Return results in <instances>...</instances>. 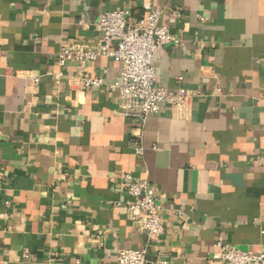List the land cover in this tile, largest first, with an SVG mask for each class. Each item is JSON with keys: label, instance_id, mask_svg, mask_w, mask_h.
Wrapping results in <instances>:
<instances>
[{"label": "crops", "instance_id": "0c3cea01", "mask_svg": "<svg viewBox=\"0 0 264 264\" xmlns=\"http://www.w3.org/2000/svg\"><path fill=\"white\" fill-rule=\"evenodd\" d=\"M159 12L177 41L152 57L155 84L188 96L143 121L123 114L111 55L60 66L97 44L100 14ZM162 206L148 248L215 264L217 242L264 252V0H0V264H114L146 235L123 176Z\"/></svg>", "mask_w": 264, "mask_h": 264}, {"label": "built area", "instance_id": "2783aa9c", "mask_svg": "<svg viewBox=\"0 0 264 264\" xmlns=\"http://www.w3.org/2000/svg\"><path fill=\"white\" fill-rule=\"evenodd\" d=\"M159 12L150 11L144 18L134 20L127 10L113 9L100 14L98 25L102 35L97 44L75 43L62 46L56 59L60 66L75 62L84 72L86 85H101L99 78L85 73L86 65L97 56L111 55L120 64L119 79L110 85L122 99L126 117L143 121L148 115L158 113L163 103L179 106L188 96L170 91L155 84L152 57L157 49L177 41L158 25ZM126 193L130 197L127 210L137 229L146 235V244L140 248L119 249L114 264H177L156 256L148 257V248L161 239L164 227L161 221L162 206L156 199L153 186L145 178L123 176ZM218 249L210 262L215 264H264V252L241 250L231 244L217 242Z\"/></svg>", "mask_w": 264, "mask_h": 264}]
</instances>
